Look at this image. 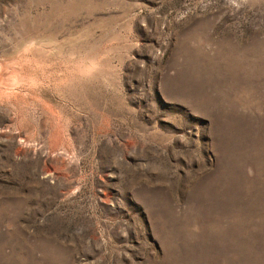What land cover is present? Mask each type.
Instances as JSON below:
<instances>
[{
    "label": "rangeland",
    "instance_id": "1",
    "mask_svg": "<svg viewBox=\"0 0 264 264\" xmlns=\"http://www.w3.org/2000/svg\"><path fill=\"white\" fill-rule=\"evenodd\" d=\"M0 264H264V0H0Z\"/></svg>",
    "mask_w": 264,
    "mask_h": 264
},
{
    "label": "bare ground",
    "instance_id": "2",
    "mask_svg": "<svg viewBox=\"0 0 264 264\" xmlns=\"http://www.w3.org/2000/svg\"><path fill=\"white\" fill-rule=\"evenodd\" d=\"M1 76V75H0Z\"/></svg>",
    "mask_w": 264,
    "mask_h": 264
}]
</instances>
